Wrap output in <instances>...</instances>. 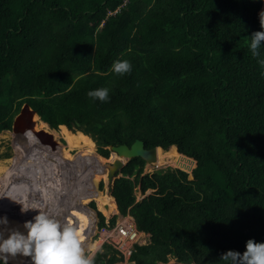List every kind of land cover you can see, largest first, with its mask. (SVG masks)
<instances>
[{
    "label": "trees",
    "instance_id": "obj_1",
    "mask_svg": "<svg viewBox=\"0 0 264 264\" xmlns=\"http://www.w3.org/2000/svg\"><path fill=\"white\" fill-rule=\"evenodd\" d=\"M263 1L0 0V133L29 103L44 122L38 131L54 141L58 135L47 128H61L68 138V127L96 141L105 158L110 146L141 140L147 149L161 148L158 155L169 150L175 167L195 166L182 155L197 163L192 173L144 174L145 161L133 159L112 196L98 190L101 179L110 185L108 169L97 172L84 211L88 175L71 194L74 215L65 218L79 227L85 248L96 245L87 234L95 220L90 200L104 213L118 206L150 235L148 245L135 246L134 264L171 258L214 264L228 250L245 251L249 239L264 242V69L249 49V38L261 30ZM116 60H128L131 72L112 73ZM104 87L106 102L88 97ZM50 153L65 172L82 165L62 147ZM137 188L152 192L138 201ZM46 197L41 211H62L44 205ZM93 261L118 264L124 257L105 244Z\"/></svg>",
    "mask_w": 264,
    "mask_h": 264
},
{
    "label": "rangeland",
    "instance_id": "obj_2",
    "mask_svg": "<svg viewBox=\"0 0 264 264\" xmlns=\"http://www.w3.org/2000/svg\"><path fill=\"white\" fill-rule=\"evenodd\" d=\"M263 6H264V4H263ZM39 129H41L40 126H39ZM47 129L50 131H54L58 135L57 139H58L59 145L54 144V148H61L62 147V149L66 152V154L68 156L73 157V160H75L76 158L81 160L80 162L82 163V165L78 169L71 167L70 170L69 169L67 170V172L61 171L59 169V167L56 166L58 171H59L58 173L62 172V173H60L62 179H61V181H60V179H57V181L55 183L49 182V184L53 186V189L50 191H47L48 186H46V185L40 186V183L44 182V180H43L44 176L41 177L42 169H40L38 171V169H36L37 167H35L36 165H40L43 163V162H40L41 161L40 158L42 156V153L40 152V154L37 157H34L35 155H33V153L28 150L25 153V156H23V158L21 159V161H19L17 163L18 166H15V163L13 164V159L16 157L15 142L17 140L16 138L20 137L21 135H15L12 130L2 131L0 133V218L7 217V220H8L7 227L8 228L15 227L14 225L17 224L18 221L22 224L25 219L27 221V218H29V217L33 218L34 215L38 214V212L41 211L43 199H45V197L49 194H54V195H51V197L49 196L50 198L46 197L47 200H45L44 205H46L47 204L46 201H48V204H49V205H47L48 208L51 205L52 206L55 205V209H57L58 211H59V209H60V211L62 210L61 212H58L55 215V217L60 218V219H65L68 216L67 214L70 215L73 213L72 215H74L73 206L68 207L67 203H66V199L68 197L67 196L68 190L70 187H68L66 183L64 184L65 181L63 179H65L67 177V180H69L73 176L81 177L82 174L84 175L85 169L82 166H84V163L87 161V159L94 158L95 161L94 160L93 161L96 163V165L99 167H102V168L105 166L106 167L113 166L115 164V163H113V160H112V157L114 155L113 152L112 151L110 152L108 158H105V157L101 156L100 154H98L97 143L90 136L85 135V134L81 133L80 131L75 130L74 128L69 129L67 127V129L71 133H73L72 135H70V137L67 138L62 134L63 131L61 130V128H59L58 130H54L49 126ZM21 137H23V136H21ZM20 143H22V142H20ZM168 151H164V152H168ZM176 151H177V149H176ZM173 157L174 156L172 153H167V154L163 153V154L159 155L157 162L152 167H150V165L145 166L144 174H153L154 172H156L158 170L166 169V168L180 169V170L186 171L188 173H192V171L196 167V166H193V169L191 171L175 167V164L172 162ZM97 158H101V161L97 160ZM29 161H30V163H29ZM52 162H53V159H52ZM24 165H25V167H23ZM28 166H30V167H28ZM15 167L17 170L13 169ZM153 167H157V168H153ZM8 168L11 169L10 173H12V174H10V178H9L10 180L6 179V178H5V180H3V178L7 174L6 169H8ZM38 172H39V175H38ZM120 172L121 171L117 172V174H116L117 178L122 177V173H120ZM95 173H97V172L92 173L91 174L92 176L90 175L91 177L89 176L88 182L90 184V189H89V192L85 195V197L83 198V200L81 202V206H82V209L84 211H87L84 207V205H85L84 199L86 198V196L88 194L92 193V191L94 190L93 185H92V181L94 179ZM65 174L67 175L66 177H65ZM30 175L36 177L34 179L35 181L29 180ZM48 175H46V176H48ZM46 176H45V178H46ZM81 178L82 179L79 180V186H75V188H74L75 191H77V190H79V188L85 186V184H84L85 180L83 179V177H81ZM113 178H114V176H113ZM32 181H33V183H31ZM70 181H72V184L70 186L74 187L73 186L74 179L70 180ZM7 182H10L13 185V187L6 184ZM108 182H106L105 179H101L98 182V190L102 193V195L112 196V189H113L114 185H113V187H110L111 185H109ZM23 187L27 188V193H22V192H24ZM39 188H41V189H39ZM20 190H21V192L19 193ZM64 191H66V192H64ZM71 191L73 192L72 189H70L69 192L72 193ZM151 192L152 191H149L146 195L151 194ZM146 195H141L139 188L136 189V198L138 201L142 200V198H144V196H146ZM62 197H63L64 201H62ZM12 202H14V207H10ZM61 204L62 205L65 204L66 207L61 208ZM92 204H95V207H96L95 209L92 207ZM22 206L24 207V209L26 211H24V212L21 211ZM86 206L88 207L89 210H91L93 212V214L95 216V218H94L95 220L93 221V223L91 225L92 227L89 228L91 231L88 232L87 234H89V235L92 234L91 238H90V244L96 243V245L94 247H88L89 246L88 244H87L88 246L85 245L87 247V248H85V254L91 255L93 258L96 255V253L99 251V249L102 248L101 247L102 241L101 240L99 241L97 236H96L97 231H102V228H103L102 226H100L101 219L99 217V213L105 218V223L108 225H110L112 220L115 219L114 225L111 224L112 227H114L115 225L119 226V225H122L125 223L135 226L134 219L129 215L123 216L120 213L118 206L111 213H104V212L100 211L98 208V203L95 200H90ZM12 208H14V209H12ZM9 209H10V211H9ZM61 215L64 218H62ZM21 224H20V226H18L19 227L18 230H20V231H22L21 226L24 225V224H22V225ZM0 227H2V226H0ZM87 238L88 237H86V240H87ZM145 239L146 240H142L141 243H144V242L150 243L149 242L150 241L149 236H148V238L146 236ZM19 257H21V256H17L16 258H19ZM15 259H10L9 264H16ZM125 259H124V261H121L118 264H134L133 262L128 261V259H129L128 257H126ZM26 261L27 260L24 261L25 264H28L29 261L28 262H26ZM167 264H177V262L175 259L171 258Z\"/></svg>",
    "mask_w": 264,
    "mask_h": 264
},
{
    "label": "clouds",
    "instance_id": "obj_3",
    "mask_svg": "<svg viewBox=\"0 0 264 264\" xmlns=\"http://www.w3.org/2000/svg\"><path fill=\"white\" fill-rule=\"evenodd\" d=\"M258 15L261 30L249 38V49L261 69H264V55L260 51L264 48V10ZM131 70L132 65L128 60H116L110 69L121 76ZM261 76H264V71ZM87 95L93 100L106 102L109 89L90 90ZM21 211H26L23 206ZM7 225V217L0 218V264H9V260L17 256L29 258V264H94L93 257L85 254L79 227L70 220L57 218L49 211H39L32 220L24 223V232L8 228ZM214 264H264V242L249 239L245 251L228 250Z\"/></svg>",
    "mask_w": 264,
    "mask_h": 264
},
{
    "label": "bare ground",
    "instance_id": "obj_4",
    "mask_svg": "<svg viewBox=\"0 0 264 264\" xmlns=\"http://www.w3.org/2000/svg\"><path fill=\"white\" fill-rule=\"evenodd\" d=\"M17 140H16V142H15V151H16V157L13 159V164L15 163V166H18L17 165V163L19 162V161H21V159L23 158V156H25V153L29 150V151H31L32 153H33V155H35L34 157H37L39 154H40V152L42 153V156H41V158H40V162H43L42 164H40V165H36L35 167H37L36 169H38V171L40 170V169H42V172H41V177L42 176H44L43 177V180H44V182H41L40 183V186H42V185H46V186H48V188H47V191H50V190H52L53 189V186L52 185H50L49 184V182H56L57 181V179H60V181H61V179H62V177H61V175H60V173H62V172H60V173H58L59 171H58V169H57V167L53 164V162H52V157H51V153H50V150H53V148H54V144L55 145H59L58 144V140H56V141H54V136H53V134H51V133H45V132H40V131H36V132H30V133H28V134H26V135H23V137H18V138H16ZM79 139V138H78ZM20 142H22V143H20ZM75 142V141H74ZM76 147V146H75ZM167 153H169V152H167ZM167 153H164V154H167ZM158 154H157V160H158ZM170 156V155H169ZM28 158V157H27ZM27 160V159H26ZM33 160V159H32ZM39 162V161H38ZM29 163H30V161H29ZM37 163V162H36ZM35 163V164H36ZM113 163H115V160L113 161ZM34 164V163H33ZM155 164V163H154ZM154 164H152V165H150V166H153ZM20 167V166H19ZM23 167H25V165L23 166ZM28 167H30V166H28ZM83 168L85 169V171H84V175L82 174V176L81 177H83V179L85 180L86 178H87V176L89 175H91L92 173H94V172H101V171H103V170H105V169H108V179L110 180V178L112 177V169H113V167L112 166H109V167H99V166H97V165H95V164H93V163H91V162H88V161H86L85 163H84V166H83ZM13 169H16V167L15 168H13ZM21 169V168H20ZM35 169V170H36ZM17 170V169H16ZM14 171V170H13ZM62 171V170H61ZM11 172V169L10 168H8V169H6V176L3 178V180H5V178L6 179H9L10 178V174H12V173H10ZM29 173V172H28ZM33 173V172H32ZM47 173V174H46ZM49 174V175H48ZM38 175H39V172H38ZM46 175H48V176H46ZM31 176V175H30ZM29 176V180L31 181V180H34L36 177L35 176H31L30 177ZM45 176H46V178H45ZM92 176V175H91ZM90 176V177H91ZM81 177H79V176H76V177H74V178H71V179H69V180H67V178H65V179H63L65 182H64V184L66 183L67 184V186L68 187H70L69 188V190H68V197H67V199H66V203H67V206L68 207H70L69 206V201H70V198H71V194L72 193H70L69 191H70V189H72V190H74V188H75V186H79V180H81L82 178ZM12 179V178H11ZM74 179V184H73V186L74 187H72V186H70L71 184H72V181H70V180H73ZM10 180V179H9ZM39 180V179H38ZM42 180V179H41ZM42 180V181H43ZM35 181V180H34ZM37 182V181H36ZM31 183H33V181L31 182ZM6 184H8V185H10L11 187H13V185L10 183V182H7ZM15 186V185H14ZM89 187H90V184H89ZM78 188V187H77ZM23 189H24V192H22V193H27V188H25V187H23ZM39 189H41V188H39ZM43 190V189H42ZM45 190V189H44ZM67 191V190H66ZM65 191V192H66ZM21 192V190L19 191V193ZM72 192V191H71ZM19 204V203H18ZM38 205V204H37ZM10 207H14V202H12L11 203V205H10ZM18 207V206H17ZM16 207V208H17ZM64 207H66V205L64 204ZM11 209V208H10ZM10 209H9V211H10ZM12 209H14V208H12ZM29 211V210H28ZM20 222L18 221V223L17 224H15L14 226L15 227H13V228H15V229H18L19 227L18 226H20ZM22 225V224H21ZM22 227V226H21ZM99 245V244H98ZM94 247V246H93Z\"/></svg>",
    "mask_w": 264,
    "mask_h": 264
},
{
    "label": "water",
    "instance_id": "obj_5",
    "mask_svg": "<svg viewBox=\"0 0 264 264\" xmlns=\"http://www.w3.org/2000/svg\"><path fill=\"white\" fill-rule=\"evenodd\" d=\"M40 123L44 122L41 120L38 112L34 110L29 103H25L19 113L15 116L11 130L15 135L23 136L30 132L38 131ZM109 149L117 156L115 164L112 166V177L110 178V187H113L115 180L117 179V172L121 171L129 161L141 158L145 161L146 165H152L157 162L158 150L161 148L154 147L152 149H147L143 141L136 140L131 146L123 144L120 146H110ZM182 156L195 163V166L197 165L194 159L184 155Z\"/></svg>",
    "mask_w": 264,
    "mask_h": 264
},
{
    "label": "built area",
    "instance_id": "obj_6",
    "mask_svg": "<svg viewBox=\"0 0 264 264\" xmlns=\"http://www.w3.org/2000/svg\"><path fill=\"white\" fill-rule=\"evenodd\" d=\"M102 227V231H97L96 234L98 240L102 241V246L105 244L110 245L117 250L124 259L128 257V261H130L136 245L143 246L149 244L146 242L141 243L142 240H146V236L147 238L149 236L150 240V235L139 231L136 225L134 226L125 223L112 227L111 224L108 225L105 223Z\"/></svg>",
    "mask_w": 264,
    "mask_h": 264
},
{
    "label": "crops",
    "instance_id": "obj_7",
    "mask_svg": "<svg viewBox=\"0 0 264 264\" xmlns=\"http://www.w3.org/2000/svg\"><path fill=\"white\" fill-rule=\"evenodd\" d=\"M62 171H64V170H62ZM65 172V171H64Z\"/></svg>",
    "mask_w": 264,
    "mask_h": 264
}]
</instances>
